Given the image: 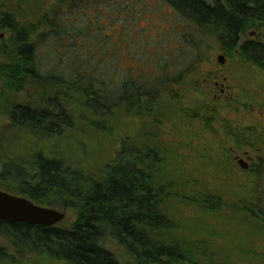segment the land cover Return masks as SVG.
Returning <instances> with one entry per match:
<instances>
[{
	"label": "trees",
	"instance_id": "obj_1",
	"mask_svg": "<svg viewBox=\"0 0 264 264\" xmlns=\"http://www.w3.org/2000/svg\"><path fill=\"white\" fill-rule=\"evenodd\" d=\"M130 1L137 5L138 0ZM164 2L181 23L209 34L223 51L237 52L264 69L263 37L242 39L249 31L264 30V0ZM129 4L128 0H55L50 13L36 21L23 20L12 10H0V30L9 33L8 38L0 39L1 88L21 92L28 86L37 87L46 92L44 103L53 105L49 108L32 101L10 104L12 126L34 136L53 137L72 125V107L68 106L78 102L98 119L115 110L143 117L153 112V103L162 92L182 82L185 69L178 60L163 63L152 56L145 61L138 57L137 65H124L134 59L128 56L131 46L126 29L115 32L123 17L115 19L113 12H126ZM102 15L110 20L109 25L102 24ZM182 35L180 54L189 41ZM50 49L56 59L50 58ZM197 63L192 61V67ZM213 112L214 108L208 107L204 114L211 118ZM230 135L237 146L254 145V141L241 144L238 132ZM258 158L250 169L256 175V185L248 202L264 223V160ZM160 160L155 148L124 142L100 175L74 166L64 156H46L40 151L27 161L4 163L0 181L5 191L66 215L72 211L75 218L60 227L0 221V236L22 250L46 252L68 264H198L194 245L173 232L176 228L166 206L171 190L160 180ZM207 194L203 196L205 205L218 207ZM114 246L124 259L118 257ZM3 248L0 245L2 257Z\"/></svg>",
	"mask_w": 264,
	"mask_h": 264
},
{
	"label": "rangeland",
	"instance_id": "obj_2",
	"mask_svg": "<svg viewBox=\"0 0 264 264\" xmlns=\"http://www.w3.org/2000/svg\"><path fill=\"white\" fill-rule=\"evenodd\" d=\"M54 1L0 0V10H12L23 20L36 21L50 13ZM128 1L126 12H113L115 19L123 17L115 32L126 29L124 34L131 46L128 56L134 59L124 65H137L138 57L145 61L152 56L163 63L178 60L185 69L182 82L162 92V97L153 103V112L143 117L115 110L98 119L81 102L67 105L72 107V125L49 138L12 126L9 119L12 103L32 101L53 108L44 103L46 92L30 86L11 92L0 85V168L16 159L27 161L40 151L46 156H64L74 166L100 175L104 166L117 157L124 142L149 145L161 156L160 180L171 190L166 206L176 228L173 232L194 245L199 253L198 264H264V223L248 202L256 175L235 160L245 152L264 160V69L237 52L223 51L215 38L181 23L164 0H138L137 5ZM101 19L103 25H109V19L103 15ZM0 33L4 39L9 36L7 30ZM183 33L189 41L180 54ZM262 37L264 30L249 31L242 39ZM49 54L56 59L51 49ZM220 57L224 63L219 62ZM195 60L198 63L192 67ZM214 75L230 78L234 98L220 104L213 102L218 92L210 93L204 80ZM206 107L214 108L211 118L204 114ZM200 109L202 115L198 116ZM230 132L240 134L241 144L254 141L253 147L237 146ZM3 183L0 181L1 190ZM205 193L215 198L212 200L218 204L213 205L219 206H206ZM74 218L75 214L68 211L57 226L69 225ZM0 245L5 250L0 264H68L46 252L38 254L15 247L6 237L0 236ZM112 249L124 259L120 249Z\"/></svg>",
	"mask_w": 264,
	"mask_h": 264
},
{
	"label": "water",
	"instance_id": "obj_3",
	"mask_svg": "<svg viewBox=\"0 0 264 264\" xmlns=\"http://www.w3.org/2000/svg\"><path fill=\"white\" fill-rule=\"evenodd\" d=\"M219 61L223 63V57H220ZM236 161L241 168H248L243 159L236 157ZM65 218L66 213L59 209L38 205L24 196L10 194L0 189V220L3 222L50 227L63 222Z\"/></svg>",
	"mask_w": 264,
	"mask_h": 264
},
{
	"label": "flooded vegetation",
	"instance_id": "obj_4",
	"mask_svg": "<svg viewBox=\"0 0 264 264\" xmlns=\"http://www.w3.org/2000/svg\"><path fill=\"white\" fill-rule=\"evenodd\" d=\"M3 36L4 35L0 33L1 40L5 38ZM204 83L207 85V90L210 93L213 90H217L218 93L213 95V98H214L213 100L215 101V103L220 104L226 101L227 99L234 98L232 96V93L234 92L233 85L230 84V78L228 76H222V77H218V75H214L211 77L209 76L208 78L204 80ZM236 157L243 159L244 164H248V168L244 169L247 171L251 169L253 163L257 162V157L255 155L252 156L250 152H245V154L243 155L235 156V160H236Z\"/></svg>",
	"mask_w": 264,
	"mask_h": 264
}]
</instances>
